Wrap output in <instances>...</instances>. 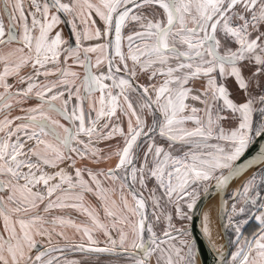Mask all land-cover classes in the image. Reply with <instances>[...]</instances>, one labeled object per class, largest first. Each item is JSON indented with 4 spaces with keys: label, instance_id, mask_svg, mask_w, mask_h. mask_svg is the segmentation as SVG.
<instances>
[{
    "label": "snow or ice",
    "instance_id": "6c2138e0",
    "mask_svg": "<svg viewBox=\"0 0 264 264\" xmlns=\"http://www.w3.org/2000/svg\"><path fill=\"white\" fill-rule=\"evenodd\" d=\"M0 5L8 18L6 30L0 15V48H9L0 53V264H57L52 253L60 249L43 248L36 239L46 237L51 245L55 228L49 231V223L76 227L87 238L88 251L109 252L118 245L125 252L131 247L142 253L135 264H149L153 255L156 264H196L197 242L189 229L172 223V215L162 236L146 225L148 200L157 220L156 209L165 199L181 220H191L201 191L207 198L213 191L224 193L253 167L257 171L234 191L231 210L233 215L250 213L259 231L251 239L237 240L230 264H264V196L257 190L264 187V145L242 159L257 138L264 139V92L253 94V85L264 88V0H30L28 9L23 0H0ZM61 14L71 19L62 20ZM93 16L103 28L96 27ZM62 22L71 25L75 45L61 31L53 35ZM84 41L95 43L83 46ZM97 52L101 55L93 64L89 54ZM69 60L84 69L82 77L70 71L71 65L64 67ZM105 62L106 71H93ZM49 64L58 71H50ZM28 66L31 73L21 75ZM52 75L56 81L39 82L41 76L47 80ZM9 77L26 87L13 92ZM230 77L244 94L242 102L232 98ZM198 81L201 85L195 87ZM61 86L67 99H62L65 92L54 91ZM33 94L39 103L24 110V116L10 117L13 101L22 104ZM73 99L76 103L69 108ZM45 104L68 125L45 111ZM124 117L126 131L121 127ZM115 135L124 142L115 152V167H88L86 160L110 158L93 147L94 138ZM100 177L120 181L122 193L127 189L132 203L122 195L119 214L107 206L109 189ZM151 181L155 183L149 188ZM86 194L101 202L105 217L112 218L110 225L85 204ZM227 203L221 201V211ZM40 205L46 214L78 210L92 226L75 225L63 216L47 220L38 211ZM246 223L228 217L237 234ZM208 225L205 214L202 235L215 250ZM125 227L131 229V241ZM95 230L106 237L105 247L96 246ZM76 247L85 250L83 243Z\"/></svg>",
    "mask_w": 264,
    "mask_h": 264
},
{
    "label": "crops",
    "instance_id": "0c3cea01",
    "mask_svg": "<svg viewBox=\"0 0 264 264\" xmlns=\"http://www.w3.org/2000/svg\"><path fill=\"white\" fill-rule=\"evenodd\" d=\"M65 2H67V0H65ZM23 3H24L25 9H28L30 6V0H23ZM2 8H3V5H0V9H2ZM0 15H3L4 26H5V29L7 30V27H8L7 14L0 12ZM61 18H62V20L71 19V17L67 16V14H61ZM93 19L96 20V27L103 28V22L100 21L99 17L93 16ZM76 24L78 26V30L83 29L84 25L81 24L79 19L76 20ZM18 31H19V28H18ZM55 31H61L63 38L65 40L69 41L70 43H72L71 39H70V36H71L70 34H72V29H71L70 24H66V23L62 22L57 26L56 29H54L53 35H54ZM126 34H127V30L125 31V35ZM73 37H74V35H73ZM93 43H95V41H84L83 46H88V45L93 44ZM73 45H75V37H74ZM11 47H16V45H12ZM8 51H9L8 47L0 48V53L6 54ZM89 55L91 56L92 63L95 64L97 56H99L101 54L99 52H97V53H91ZM69 65H71L70 71H75V72L79 73L81 77L83 76L84 69L82 67L73 65L71 60H69L68 63L66 65H64V67H68ZM47 67L53 73H56L58 71V66H54V65L49 64ZM0 70H2V68H0ZM31 71H32V69L30 66L25 67L21 70V75H28L31 73ZM93 71H96V72L106 71V62H105V64H102L99 69L94 68ZM69 79H71V77H69ZM56 80H57L56 75L50 76L47 80L43 76H41L39 78V82L42 84L54 82ZM140 82L144 83V78H142ZM8 83L13 85V88H12L13 92H15L19 88L26 87V85L17 84L15 77H9ZM197 83L201 84V82H199V81ZM76 84L77 85L79 84V80L76 81ZM195 87H196V85H195ZM0 91H2V89H0ZM54 91L65 92V95L62 99H67V91L65 90V88L63 86H61L59 89H54ZM38 103H39V101L36 99L34 94H33L32 99L25 100L22 104L16 105L15 101H13L14 107L10 113V117L24 116L26 114V112L24 110H27L28 108H31V107H35ZM75 103H76V101H75V99H73L69 104V108H71V106ZM189 103L195 105L197 102L189 101ZM56 104H57V106H59L61 104V101H56ZM84 107H85V111L87 112L88 111V102H85ZM44 109H45V111H48L49 114L54 119H59L61 123L65 124L66 126L68 125V121H66L62 117H60L56 111H54V110L50 111L49 106L47 104L44 105ZM94 115H95V113H93V116ZM0 119H2V114H0ZM103 122L104 121L102 120L101 124ZM17 123H19V121H17ZM113 123H119V121L114 120ZM121 127H123L126 131V129H127V118L126 117L123 118V123L121 124ZM57 131L60 132L61 135H63L62 129H57ZM82 138L87 140L86 137H82ZM48 139H51V137H49ZM123 143H124L123 139L119 135H115L111 139L96 140L94 138L93 147H95L96 149L99 150L100 155L102 157H106V156L110 157L111 156L112 159H110L109 161L114 163V165H115L118 163V157L116 155H114L113 153L117 148L119 149V148L123 147ZM79 162H81V161L77 160V166H78ZM60 167H65L68 172L74 174L73 169L67 168L66 165H60ZM102 169H103V167H100V165H96L95 169H93V170H102ZM48 171L52 172V171H55V169H48ZM85 179H88V177L85 176ZM100 179L103 182L104 186L107 189H109V191L106 193L107 206L119 214L120 205H121V196L122 195L126 196L125 190L123 191V193L121 192L120 187H118L120 185L118 183V181L113 183V182L105 179V177H100ZM113 189H114V191H113ZM113 202H115V203H113ZM85 204L96 210V212L99 215L100 222L103 221L102 223H104L107 221L109 223V219H110V221L112 220V218H110V217H105L103 206H102L101 202H99L95 196H93L91 194H86ZM38 211H39L40 215L44 216L45 219H47V220H51L53 217L63 216L65 219H70L71 221H73V223L75 225L82 227V226L88 225L85 222H89V227L92 226L90 218L87 217L86 214H82L80 211L75 210V209H53V210H51L50 213L46 214L43 212V205H40V208L38 209ZM106 219H108V220H106ZM2 227H3V221L0 220V228H2ZM46 227L49 229V231H52V229L55 228V231H52V237L58 238V239L63 238V240L65 242H66L67 238L72 240L69 242L78 241L76 238H80V239L84 238V236L82 235V232H78L76 230V227L71 226V225L60 226L59 224L53 225V224L49 223L46 225ZM125 231H126V229H125ZM57 232H63L64 236H58L56 234ZM99 232L102 233V231H100V230H95L93 232L94 239H96L99 243H104L106 241L105 240L106 237L104 235H102V237H99L100 236ZM111 234L114 238H115V236L118 237L115 229H113L111 231ZM191 235H192V233H191ZM40 238L45 239L46 237H36V239H37V242L39 244H41L43 247L47 248V246H46L47 244L44 241L40 240ZM46 240H47V238H46ZM81 241H83V240H81ZM99 247H105V246H99ZM111 257H113V256L108 254L107 252L90 251L89 254L88 253H75V254H68V255L62 256L61 258H59L57 260V264H103L104 260H107L104 264H113V262L110 261V260H112ZM62 261L64 263H62Z\"/></svg>",
    "mask_w": 264,
    "mask_h": 264
},
{
    "label": "rangeland",
    "instance_id": "374dc122",
    "mask_svg": "<svg viewBox=\"0 0 264 264\" xmlns=\"http://www.w3.org/2000/svg\"><path fill=\"white\" fill-rule=\"evenodd\" d=\"M248 75H250V73L247 70H245V76H248ZM200 85H201L200 83H196V87H200ZM227 86H228L230 92L232 93V98L234 100H236L237 102H242L243 99H244V94L242 92L238 91V85H237V83H235L234 78H231L230 77L228 79V85ZM261 92H264V88H256L255 85H253V94L254 95L259 94ZM194 106L199 107V108H203V105H201L199 102H197ZM225 115H226V113H225ZM222 124H223V126L225 128H228L230 126V123H229L228 120L223 121ZM189 126H191V125H189ZM117 150H118V148L114 151V153H113L114 155H115V152ZM184 150L187 151L188 150L187 147H185ZM106 157H108V156H106ZM110 159H112L111 156H110V158H107V159H101L98 163H93L90 160H86V161H84V163H87L88 167H90L92 169H95V166L96 165H100V167H103L102 170H105L106 171L108 168H114L115 165H116V164L114 165V163L110 162L109 161ZM78 166H81V162L78 163ZM250 177H252L251 174L249 175V177L247 179H249ZM258 179H259V177H257V182H258ZM246 180H244V181H246ZM214 182L215 181H212L209 184V187ZM118 183L120 184V181H118ZM154 183H155L154 181L149 182L148 187L149 188H152L154 186ZM118 187H120V185ZM261 188H262L261 189L262 194L264 196V187H261ZM125 192H126L125 193L126 196L129 199L128 200L129 201V204H131L132 203L131 197H130V195H128L127 189H125ZM233 193H234V191H229L228 196H227V199H228L227 224H228V217L229 216H233V221L234 222L236 220H247V223L241 225V233L240 234H237L234 231V227L233 226L228 225V227H229V236H230L231 252H235L236 249H237V247H239V245L237 244V240L238 239L241 240V241L244 238L251 239L252 236H253V234L259 231L258 222L254 218L251 217V214L250 213H245L243 215H239V214L233 215L232 210H231V205L234 202L233 201ZM144 195H145L146 198L148 197L149 193H148L147 190H145ZM157 195H159V193H157ZM200 195H201V197L204 195L202 191H201V194ZM239 203L242 204L243 202L242 201H239ZM151 204H152V202L149 199L148 200V207H147V220H146V225H148V224L152 225L153 230L157 233V235L162 236L163 231L167 229V227H168L167 216H169V215H172L173 216L172 223L177 228L183 226V227H185V228H187V229L190 230V226L192 224V219L191 220H181L179 216L175 215V205L170 204V203H167L166 202V199L165 200H162L161 201V204H160V208L156 209V213L160 217V219L157 220L156 217L152 215L153 208H152ZM185 210H186V206H185ZM252 211L255 212V209H252ZM190 215L193 216V211L190 213ZM136 219H137L136 217H131V220L133 222H135ZM106 220H108V219H106ZM85 223L88 224L87 226H89V222H85ZM104 223L110 225L111 221L109 219V223L107 221L104 222ZM125 229H126L127 232H129V241H131V239H132L131 229H130V227H125ZM102 233L99 232V235H100L99 237H102V235H103ZM190 233H191V231H190ZM173 234H175V233H173ZM148 235L149 234L147 232H145V239H147ZM115 238L117 239V241L119 240L118 237L115 236ZM76 239L78 241L69 242V241H72V240H70L69 238H67L66 239V242H65L63 240V238H59L58 239V238H53L52 237L51 245H49L48 244V241L46 240V238L45 239H41L40 238V240L44 241L47 244L46 245L47 247H55L57 249H60V251H56V252L52 253V256H54L56 258V261L59 258H61L62 256H65V255H68V254H75V253H88L89 254L90 253V251L87 250L90 247L88 245L87 238L84 237L82 239H80V238H76ZM81 240H83V241H81ZM81 243H83L85 245V250L84 251H81V250H79L78 247H76V245H79ZM96 246H106V243L105 242L104 243H99ZM92 247H94V246H92ZM127 250H130L131 251V250H136V249H133L131 247H128ZM119 251H125V250L124 249H121L117 245V247L114 250L109 251V252H111V254H113L112 255L113 257H111L112 260H110V261L113 262V264H135L133 262H135V260L137 258H139V257H128V256H124L123 253L122 252H119ZM35 254L36 253L33 252V255H35ZM106 261L107 260H104L103 261V264ZM230 261H231V255H230V259H229V261H228L227 264H230ZM62 263H64V262L62 261ZM149 264H156V256L155 255H153L151 257V259L149 261ZM196 264H197V261H196Z\"/></svg>",
    "mask_w": 264,
    "mask_h": 264
},
{
    "label": "water",
    "instance_id": "95a60500",
    "mask_svg": "<svg viewBox=\"0 0 264 264\" xmlns=\"http://www.w3.org/2000/svg\"><path fill=\"white\" fill-rule=\"evenodd\" d=\"M68 27V26H67ZM69 29V28H68ZM70 39L72 44L74 43V37L70 34ZM261 145H264V139L257 138L256 142L250 147L248 152L246 153L245 157L242 159L249 158L254 156L260 149ZM257 171L256 167L251 168L250 170L246 171L242 174L241 177L233 180L229 187L227 188L226 192L224 193H217L213 191L210 198L205 197L204 195L198 201V207L193 210L192 216V224L190 226V231L192 233V238H194L197 242L198 246V254L196 257L197 264H227L230 259L231 253V245H230V236H229V227L225 228L227 224V211H228V203L224 206V210L221 211V201L227 200V196L229 193V188L236 180L244 177L246 174L250 173L253 175ZM215 182L211 184L209 188L214 186ZM220 199V224L222 229V238L225 245V250L222 256H217L215 251L209 246L207 240L202 235V228H203V218L207 209V206L214 201L215 199ZM41 245V244H40Z\"/></svg>",
    "mask_w": 264,
    "mask_h": 264
},
{
    "label": "bare ground",
    "instance_id": "6f19581e",
    "mask_svg": "<svg viewBox=\"0 0 264 264\" xmlns=\"http://www.w3.org/2000/svg\"><path fill=\"white\" fill-rule=\"evenodd\" d=\"M250 173L246 174L244 177L236 180L230 186L228 191H236L240 188L241 184L249 177ZM205 214L209 215V228L211 232V240L215 244V253L217 256H221L220 253H224V241L222 238V229L220 224V199H215L212 201L206 209ZM205 216V215H204Z\"/></svg>",
    "mask_w": 264,
    "mask_h": 264
},
{
    "label": "flooded vegetation",
    "instance_id": "af4514ba",
    "mask_svg": "<svg viewBox=\"0 0 264 264\" xmlns=\"http://www.w3.org/2000/svg\"><path fill=\"white\" fill-rule=\"evenodd\" d=\"M257 185H260V180L259 179H258ZM261 189L262 188L259 187L257 190L260 191L261 195L263 196ZM43 248H45V247H43ZM43 248L41 250H43ZM119 252H122L124 256L142 258V253H140L138 250H131V251L127 250V252H125V251H119ZM107 253L110 254V255H113V254H111V252H107ZM133 263H135V262H133Z\"/></svg>",
    "mask_w": 264,
    "mask_h": 264
}]
</instances>
